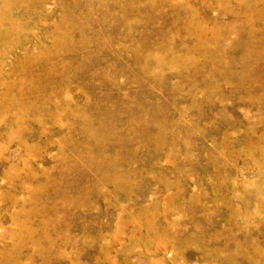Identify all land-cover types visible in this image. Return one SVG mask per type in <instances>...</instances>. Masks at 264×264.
<instances>
[{
  "label": "rangeland",
  "instance_id": "1",
  "mask_svg": "<svg viewBox=\"0 0 264 264\" xmlns=\"http://www.w3.org/2000/svg\"><path fill=\"white\" fill-rule=\"evenodd\" d=\"M263 12L0 0V264H264Z\"/></svg>",
  "mask_w": 264,
  "mask_h": 264
},
{
  "label": "bare ground",
  "instance_id": "2",
  "mask_svg": "<svg viewBox=\"0 0 264 264\" xmlns=\"http://www.w3.org/2000/svg\"><path fill=\"white\" fill-rule=\"evenodd\" d=\"M134 3H135V2H134ZM146 3H147V2H146ZM163 3H164V2H163ZM147 4H148V3H147ZM159 4H160V2H159ZM165 4H166V3H165ZM167 4H168V3H167ZM173 6H174V5H173ZM174 7H175V6H174ZM174 7H172V9H173ZM176 7H177V6H176ZM139 8H141V7H139ZM177 8H178V7H177ZM130 9H131V8H130ZM167 9H168V8H167ZM175 9H176V8H175ZM178 9H179V8H178ZM178 9H177V10H178ZM137 10H138V9H137ZM180 10H181V9H180ZM244 10H245V9H244ZM138 11H139V10H138ZM166 11H167V10H166ZM246 11H247V10H246ZM244 13H245V12H244ZM247 13H248V12H247ZM258 13H259V12H258ZM263 13H264V12H263ZM263 13H262V14H263ZM129 14H130V13H129ZM138 14H139V13H138ZM254 14H255V13H254ZM254 14H253V15H254ZM134 15H135V14H134ZM134 15H133V16H134ZM255 15H256V14H255ZM144 16H145V15H144ZM181 16H182V15H181ZM256 16H257V15H256ZM137 17H138V15H137ZM253 19H255V18L253 17ZM256 19H257V18H256ZM260 19L262 20V18H260ZM263 20H264V17H263ZM145 21H146V20H145ZM147 21H148V20H147ZM254 21H255V20H254ZM253 23H254V22H253ZM117 24H118V22H117ZM249 24H250V23H249ZM160 25H161V24H160ZM245 25H246V24H245ZM260 25H261V24H260ZM123 26H124V25H123ZM239 26H240V25H239ZM243 26H244V25H243ZM247 26H248V24H247ZM262 26H263V25H262ZM160 27H161V26H160ZM241 27H242V26H241ZM251 27H252V24H251L250 27H248V29H250ZM255 27H257V26H255ZM263 27H264V26H263ZM242 29H243V27H242ZM252 29H253V28H252ZM263 29H264V28H263ZM250 30H251V29H250ZM250 30H248V31H250ZM261 30H262V29H261ZM251 31H252V30H251ZM112 32H113V31H112ZM138 32H139V31H138ZM160 32H161V31H160ZM262 32H263V31H262ZM168 33H169V32H168ZM251 33H252V32H251ZM256 33H257V32H256ZM113 34H114V33H113ZM138 34H139V33H138ZM248 34H249V33H248ZM257 34H258V33H257ZM257 34H256V35H257ZM140 35H141V34H140ZM261 36H262V35H261ZM261 36H260V37H261ZM263 36H264V33H263ZM213 37H214V36H213ZM251 37H255V38H257V36H254V35L251 36ZM251 37H249V38H251ZM258 37H259V36H258ZM255 38H253V39L256 41ZM261 38H262V37H261ZM261 38H260V39H261ZM214 39H215V38H214ZM214 39H213V40H214ZM251 39H252V38H251ZM262 39H263V38H262ZM247 40H249V39H247ZM257 40H259V39H257ZM250 41H252V40H250ZM259 42H260V41H259ZM144 43H145V42H144ZM250 43H251V42H250ZM253 43H254V42H253ZM261 43L264 44V41L261 42ZM203 44H204V43H203ZM247 44H248V43H247ZM251 45H252V44H251ZM164 46H165V44H164ZM252 46L254 47V45H252ZM198 47H199V46H198ZM200 47H201V46H200ZM202 47H203V46H202ZM219 47H220V46H219ZM256 47H257V46H256V44H255V48H256ZM258 47H259V45H258ZM263 47H264V46H263ZM145 48H146V46H145ZM255 48H254V49H255ZM259 48H260V47H259ZM259 48H257V49H259ZM245 49H246V48H245ZM251 49H253V48H251ZM251 49H250V50H251ZM218 50H219V49H218ZM255 50H256V49H255ZM255 50H254V51H255ZM262 50H263V49H262ZM248 51H249V50H248ZM259 51H260V50H259ZM239 52H240V51H239ZM243 52H244V49H243ZM243 52H242V56H243ZM260 52H261V51H260ZM263 52H264V51H263ZM255 53L257 54L256 57H255L253 54H251V55L248 54V56H249V57H255V58H258V57H260V56H262V55L264 56V54H263L262 52H261V53H257V51H256ZM245 54H246V53H245ZM117 55H118V54H117ZM136 55H137V54H136ZM219 56H220V55H219ZM219 56L217 57V59L221 57V56H220V57H219ZM239 57H240V55L238 56V58H239ZM243 57H244V56H243ZM136 58H137V57H136ZM138 58H139V57H138ZM236 58H237V57H236ZM238 58H237V59H238ZM244 58H245V57H244ZM217 59H216V60H217ZM232 59H233V58H232ZM237 59H236V60H237ZM240 59H241V58H240ZM240 59H239V60H240ZM227 60H228V58H227ZM233 60H234V59H233ZM233 60H231V61H233ZM239 60H238V61H239ZM241 60L243 61V59H241ZM241 60H240V61H241ZM261 60H262V59H261ZM263 60H264V59H263ZM221 61H222V60H221ZM229 61H230V59H229ZM242 61H241V62H242ZM133 62H134V61H133ZM135 62H136V61H135ZM216 62H217V61H216ZM251 62H253V61H251ZM217 63H218V62H217ZM223 63H224V62H223ZM231 63H232V62H231ZM231 63H229V64H231ZM233 63H235V61H233ZM243 63H244V62H243ZM243 63H242V64H243ZM259 63H260V62H259ZM123 64H124V63H123ZM126 64H127V63H126ZM229 64H228V65H229ZM236 64H237V63H236ZM236 64H235V65H236ZM262 64H263V63H262ZM136 65H137V64H136ZM255 65H256V64H255ZM127 66H128V65H127ZM219 66H221V65H219ZM224 66H225V65H224ZM226 66H227V65H226ZM233 66H234V65H233ZM241 66H242V65H241ZM244 66H245V65H244ZM222 67H223V64H222ZM234 67H235V66H234ZM213 68H214V67H213ZM216 68H217V67H216ZM241 68L243 69V67H241ZM211 69H212V67H211ZM229 69H232V68L229 67ZM236 72H237V71H236ZM128 73H129V72H128ZM239 73H240V72H239ZM244 74H246V73H244ZM140 77H141V76H140ZM148 77H149V76H148ZM248 78H249V77H248ZM143 81H144V80H143ZM140 82H141V81H140ZM195 82H196V81H195ZM150 85H151V82H150ZM212 87H213V86H212ZM96 88H97V87H96ZM172 88H173V87H172ZM194 89H195V88H194ZM155 91H156V90H155ZM159 93H160V92H159ZM161 93H162V92H161ZM190 93H191V92H190ZM118 94H119V93H118ZM171 94H172V93H171ZM119 96H120V95H119ZM209 96H210V95H209ZM117 97H118V96H117ZM102 104H103V103H102ZM106 105H107V104H106ZM113 105H114V104H113ZM109 106H110V105H109ZM111 106H112V105H111ZM102 108H104L103 105H102ZM99 109H100V108H99ZM108 110H109V109H108ZM112 110H114V108H112ZM145 112H146V111H145ZM160 113H161V112H160ZM160 113H159V114H160ZM162 118H163V117H162ZM153 119H154V118H153ZM158 119H159V118H158ZM150 121H151V120H150ZM159 121H160V120H159ZM142 122L144 123L143 120H142ZM142 122H141V123H142ZM154 122H155V121H154ZM160 122H161V121H160ZM137 123H138V122H137ZM141 123H140V124H141ZM143 123H142V124H143ZM138 124H139V123H138ZM171 124H172V123H171ZM176 125H177V124H176ZM181 125H183V124H181ZM109 126H110V125H109ZM109 126H108V127H109ZM136 126H137V125H136ZM140 126H141V125H140ZM142 126H143V125H142ZM155 126H156V125H155ZM184 126H185V125H184ZM164 127H165V126H164ZM176 127H177V126H176ZM181 127H182V126H181ZM186 127H187V126H186ZM110 128H111V126H110ZM168 128H169V127H168ZM138 129H139V128H138ZM138 129H137V130H138ZM156 129H158V128H156ZM101 130H102V129H101ZM103 130H104V129H103ZM142 130H143V129H142ZM168 130H169V129H168ZM187 130H188V129H187ZM105 131H106V130H105ZM166 131H167V130H166ZM176 131H177V130H176ZM156 132H158V131H156ZM167 132H168V131H167ZM186 132H187V131H186ZM111 133H112V132H111ZM158 133H159V132H158ZM184 133H185V132H184ZM161 134H163V133H161ZM139 136H140V135H139ZM157 136H158V135H157ZM173 136H174V135H173ZM154 137H156V136L154 135ZM158 137H159V136H158ZM162 137H163V136H162ZM151 138H152V137H151ZM156 138H157V137H156ZM132 139H133V138H132ZM144 139H145V137H144ZM179 139H180V138H179ZM162 140H163V139H162ZM159 141H160V140H159ZM170 141H172V140H170ZM180 141L182 142V140H180ZM127 142H128V141H127ZM189 142H190V141H189ZM168 143H169V142H168ZM101 144H102V143H101ZM124 144H125V143H124ZM126 144H127V143H126ZM111 145H112V144H111ZM155 145H156V144H155ZM130 146H131V145H130ZM159 146H160V145H159ZM161 146H162V145H161ZM120 147H121V146H120ZM117 148H118V147H117ZM183 148H184V147H183ZM184 151H185V150H184ZM184 151H183V152H184ZM74 152H75V151H74ZM184 153H185V152H184ZM107 154H108V153H107ZM110 154H111V153H110ZM127 154H128V153H127ZM173 154H174V153H173ZM110 159H111V158H110ZM112 159H113V158H112ZM135 159H137V158H135ZM135 159H134V160H135ZM77 160H78V159H77ZM78 161H79V160H78ZM80 162H81V161H80ZM77 163H78V162H77ZM128 163H129V162H128ZM78 164H79V163H78ZM81 164H82V163H81ZM187 165H188V164H187ZM80 166H81V165H80ZM135 166H136V165H135ZM179 166H180V165H179ZM97 167H98V166H97ZM101 169H102V168H101ZM131 170H132V169H131ZM179 170H180V169H179ZM179 170H178V172H179ZM90 172H91V171H90ZM183 172H184V171H183ZM103 173H105V172H103ZM116 173H117V172H116ZM128 173H129V172H128ZM70 175H71V174H70ZM100 177H101V176H100ZM108 177H110V176H108ZM104 178H106V176H105ZM67 179H69V178H67ZM93 179H94V178H93ZM102 179H103V178H102ZM106 179H107V178H106ZM65 180H66V179H65ZM83 180H84V179H83ZM96 180H97V179H96ZM63 182H64V181H63ZM63 182H62V183H63ZM97 182H98V181H97ZM118 183H119V182H118ZM118 186H120V185H118ZM123 186H124V185H123ZM129 186H130V185H129ZM126 187H127V186H126ZM126 187H125V188H126ZM130 187H131V186H130ZM130 187H129V188H130ZM118 188H119V187H118ZM120 188H121V186H120ZM125 188H124V190H125ZM130 189H131V188H130ZM126 191H127V190H126ZM96 192H97V191H96ZM129 192H130V191H129ZM126 193H127V192H126ZM57 198H58V197H57ZM140 198H141V197H140ZM143 212H144V211H143ZM140 214H141V213H140ZM146 214H147V213H146ZM204 216H205V215H204ZM163 227H164V226H163ZM201 233H202V232H201ZM168 234H169V233H168ZM161 236H162V235H161ZM232 239H233V238H232ZM234 241H235V240H234ZM231 242H232V241H231ZM232 243H233V242H232ZM159 244H160V243H159ZM219 250H220V249H219ZM232 259H235V258H232ZM225 260H226V259H225ZM200 262H201V261H200ZM212 262H213V261H212ZM211 264H212V263H211Z\"/></svg>",
  "mask_w": 264,
  "mask_h": 264
}]
</instances>
